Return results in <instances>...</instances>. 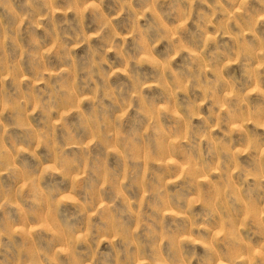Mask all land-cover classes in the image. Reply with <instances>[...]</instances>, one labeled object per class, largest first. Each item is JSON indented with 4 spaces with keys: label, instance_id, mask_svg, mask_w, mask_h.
<instances>
[{
    "label": "rangeland",
    "instance_id": "374dc122",
    "mask_svg": "<svg viewBox=\"0 0 264 264\" xmlns=\"http://www.w3.org/2000/svg\"><path fill=\"white\" fill-rule=\"evenodd\" d=\"M99 2L47 0L37 16L26 0H0V261L197 264L220 240L224 200L255 253L261 6L104 0L97 16Z\"/></svg>",
    "mask_w": 264,
    "mask_h": 264
},
{
    "label": "clouds",
    "instance_id": "9594fccd",
    "mask_svg": "<svg viewBox=\"0 0 264 264\" xmlns=\"http://www.w3.org/2000/svg\"><path fill=\"white\" fill-rule=\"evenodd\" d=\"M103 2L104 0H100L99 3L90 6L91 9L95 10L97 16H100L102 14L101 5L103 4ZM26 3H28L29 5L35 4L34 15L37 16H42L43 12L51 7V5L47 3V0H26ZM257 3L261 6L260 13L258 14H264V0H257ZM76 6H77L76 4L72 5L73 8H75ZM240 10H243L242 22L246 23L247 25H254L255 23L254 17L256 13H250L247 10L246 4L244 2L240 4L238 11ZM262 19H264V15H262ZM99 34L100 33L98 32L97 35ZM82 35L83 34L81 33V36ZM58 47H62L67 53L68 51L67 45H58ZM108 50L111 51L112 49L109 48ZM241 55H246V53L242 52ZM32 59L37 62L38 71L36 74V78L40 79L43 74V71L47 70L44 67L43 58H38L33 56ZM261 59H264V57H261ZM101 63H103V61H101L99 57H97L95 62H91L85 66V71L88 74L89 79L91 78L92 74H96L94 70L98 69V66ZM13 67L15 69V66ZM193 79H195L194 75H193ZM213 86L214 85H210V87ZM0 98L7 99V97L4 96V90L2 88H0ZM8 102L11 103L10 100ZM41 107L46 108L47 106L41 105ZM13 108H15V105H13ZM259 119L261 121H264V114H261L259 116ZM259 127L264 128V122L260 123ZM257 147L258 148L264 147V140H261L257 144ZM262 168H264V164H262ZM188 174H192L191 170ZM260 178L261 180H264V175H261ZM259 191L262 194H264V185H262L259 188ZM261 200L262 202H264V195H262ZM193 202L199 203V200H195ZM217 207L220 212L224 213L225 216V225L223 231L217 232L216 234L217 236L220 237V240L217 241L216 238L214 237L205 245L208 255L205 256L204 258L199 259L197 261V264H217L218 259L221 257L223 259V264H237L238 259L243 261V264H264V210L261 211L259 216L252 215L250 217V223L256 226V235H258L261 238L260 242L257 245V251L254 253L251 245L245 246L244 244L242 229H245L246 225L240 222L238 217L233 216L229 213L227 200L222 201L220 205H217ZM100 234L103 235L108 233L107 231H105ZM220 245L227 246L228 250L224 252H218L217 249ZM193 259L196 258L193 257ZM0 264H5V262L0 261ZM28 264H37V262L29 261ZM44 264H47V261H44ZM78 264H88L87 258H85L82 261H79ZM96 264H101V262L97 260ZM121 264H133V260L127 259L125 261H122ZM151 264H181V261L178 258H170L167 261H164L163 259H156L151 261Z\"/></svg>",
    "mask_w": 264,
    "mask_h": 264
}]
</instances>
